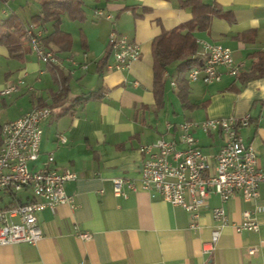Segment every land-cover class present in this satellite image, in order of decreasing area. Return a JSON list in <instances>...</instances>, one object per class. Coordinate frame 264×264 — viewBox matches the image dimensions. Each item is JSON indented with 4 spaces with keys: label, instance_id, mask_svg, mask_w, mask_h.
I'll return each mask as SVG.
<instances>
[{
    "label": "crops",
    "instance_id": "obj_1",
    "mask_svg": "<svg viewBox=\"0 0 264 264\" xmlns=\"http://www.w3.org/2000/svg\"><path fill=\"white\" fill-rule=\"evenodd\" d=\"M24 1L34 10L25 17L12 5L10 12L1 6L0 34L12 13L22 25L35 22L40 0H18L15 6L23 9ZM203 2L217 4L221 11L207 27H191L193 55L202 54L199 40L228 46L240 65L239 75L225 73L222 66L220 78L211 82L190 80L186 74L187 88L179 93L176 63H172L175 69L168 65L163 73L161 103L154 95L152 41L163 31L191 21L193 13L178 0H84L80 15L63 13L59 21L43 24V36L57 56L53 64L37 59L28 40H0V89L23 79L17 90L0 94V126L33 106H48L51 113L41 121L39 156L29 167L40 168L52 152L53 168L76 174L64 185L73 206L63 203L40 210L42 237L36 243L0 245V264H264L263 184L256 199L246 200L236 192L223 203L229 222L210 253H203L202 247L215 224L211 207L220 204L216 194L207 195L199 226L192 229L190 213L154 189L133 190L124 184L125 195L113 191L114 177L137 181L140 176L144 158L140 145L159 137L178 140L177 125L183 120L249 113L250 120L239 133L256 149L264 166V75L241 78L264 51V0ZM97 8L112 19L95 15ZM111 29L139 44L141 53L127 68H109L114 61L110 52L100 69ZM91 92L98 96L87 98ZM58 134L66 141L59 142ZM192 134L212 171L224 135L218 129L205 132L199 127ZM30 196L27 189L17 193L21 201ZM7 201L0 193V205ZM244 210L258 221L257 231L233 227L242 221ZM76 230L90 237L80 238ZM251 247L256 248L253 254L248 253Z\"/></svg>",
    "mask_w": 264,
    "mask_h": 264
},
{
    "label": "built area",
    "instance_id": "obj_2",
    "mask_svg": "<svg viewBox=\"0 0 264 264\" xmlns=\"http://www.w3.org/2000/svg\"><path fill=\"white\" fill-rule=\"evenodd\" d=\"M7 1L2 0L5 4ZM94 14L112 19L111 14L101 8L95 9ZM23 31L37 59L48 64L57 61L54 50L43 42L42 24H24ZM198 42L202 46V64L188 70V79H201L204 82L218 80L221 75L218 70L220 66L225 73L237 76L240 65L234 62L230 47L204 40ZM107 44L114 58L109 68H127L141 53L137 42L115 29L109 31ZM22 82L23 79L20 78L6 84L0 89V94L17 90ZM50 113L48 106L36 105L0 126V193L8 197V201L0 205V245L36 243L43 235L37 213L45 207L53 210L63 203L73 206L72 197L66 194L64 185L66 181L76 177L75 172H59L53 168L52 152L47 154L40 168L29 167V162L39 156L41 121ZM249 120V113L200 121L183 120L177 125L178 140L159 137L154 142L140 145L139 150L144 154L140 176L137 181L114 177V193L125 195L122 191L124 184L133 190L137 187L154 189L163 199L190 213L192 229L199 226L200 209L207 205V195L216 194L220 204L211 207L215 224L209 241L202 247L203 253H210L215 248L222 227L229 222L223 203L236 192H240L246 200L256 199L259 196V186L264 185V166L260 165L258 153L251 144L243 141L239 133V129L246 126ZM196 127L205 132L218 129L224 135V142L215 154L212 171L192 134V129ZM58 140L65 142L66 137L58 134ZM178 142L184 146L177 147ZM23 189H27L31 195L25 201L17 197V193ZM233 227L238 231H257L259 223L252 218L250 210H244L242 221L234 223ZM75 233L83 239L90 237L88 232L76 230ZM255 251V247L248 249L249 254Z\"/></svg>",
    "mask_w": 264,
    "mask_h": 264
},
{
    "label": "trees",
    "instance_id": "obj_3",
    "mask_svg": "<svg viewBox=\"0 0 264 264\" xmlns=\"http://www.w3.org/2000/svg\"><path fill=\"white\" fill-rule=\"evenodd\" d=\"M181 6L189 8L193 13L192 19L188 24L178 25L168 31H163L157 35L152 41V55H153V79H154V95L156 102L163 101V91L165 86L164 71L168 65L176 63L177 68V82L179 86V93L185 92L188 80L186 74L193 66H200L202 64V56H194L195 47L192 43V28L203 29L208 26L213 15H218L221 11L217 4H208L203 0H178ZM84 0H40V12L36 14L35 22L44 24L46 21H59L60 15L67 13L71 17L80 15ZM34 22V21H33ZM31 22L27 23L30 24ZM189 25V26H188ZM6 28L4 33H1L0 40L6 39L9 41L13 39L17 42L27 40L23 31V25L19 22L15 14H11L2 23ZM192 27V28H191ZM184 28L190 29L187 33L183 32ZM44 44L48 47V37H42ZM110 53L109 46L105 54L100 58V69L104 65ZM257 59L253 62L251 70L244 77L241 78H255L264 75V51L257 55ZM239 75V73L237 74ZM98 96L97 92H91L87 98ZM180 98L185 99V94H179ZM84 98V97H82ZM81 99V98H80Z\"/></svg>",
    "mask_w": 264,
    "mask_h": 264
},
{
    "label": "rangeland",
    "instance_id": "obj_4",
    "mask_svg": "<svg viewBox=\"0 0 264 264\" xmlns=\"http://www.w3.org/2000/svg\"><path fill=\"white\" fill-rule=\"evenodd\" d=\"M17 2H18V0H16V1L8 0L7 4H5L4 2H1L0 3V8H1V6L5 7L7 9V11L9 10L8 8H10V11H11L12 9H11L10 6L12 5V6H14L16 8L17 12H19L21 14V16H24V17L27 16V14H30L31 12L34 11L31 4H28V5L24 6V3H25V1H24L22 3L24 8L21 9L20 7L15 6ZM29 9H32V10L30 11ZM10 11H8V12H10ZM27 12H29V13H27ZM168 68L169 69L171 68L173 70L175 69L174 65H170Z\"/></svg>",
    "mask_w": 264,
    "mask_h": 264
}]
</instances>
